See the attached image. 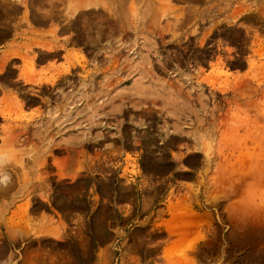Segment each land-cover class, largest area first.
<instances>
[{
	"label": "rangeland",
	"instance_id": "1",
	"mask_svg": "<svg viewBox=\"0 0 264 264\" xmlns=\"http://www.w3.org/2000/svg\"><path fill=\"white\" fill-rule=\"evenodd\" d=\"M76 2L0 0V264H264V0ZM127 174L201 187L206 230L125 186L147 223L104 238Z\"/></svg>",
	"mask_w": 264,
	"mask_h": 264
},
{
	"label": "crops",
	"instance_id": "2",
	"mask_svg": "<svg viewBox=\"0 0 264 264\" xmlns=\"http://www.w3.org/2000/svg\"><path fill=\"white\" fill-rule=\"evenodd\" d=\"M110 161V159H108L107 161H103V165L107 164V166L110 167ZM179 175L185 178L183 179L185 180V183L193 184L192 188L197 187V178L194 174L181 172ZM177 182L184 181L170 180L169 175L156 179L155 176L151 175L131 176L127 174L124 178H121V180H119V184L117 183L115 185H110L109 191L111 195L109 196V198L103 199L102 202H104L105 205L109 206L112 212L116 214V225L113 226L112 223H110L109 227H107V230H104V238H107L111 241L113 236L112 233H114V238L119 237L120 239L123 238V240H125L130 230L129 228L139 226L140 224L145 225V223H147L148 215H142L140 211L134 209L137 206L134 207V205L130 204L128 197L123 194V187L125 186H131L133 188V190L135 191L136 202L139 204L138 201H140V204L142 206L141 209L150 208L155 210V215L157 216L156 219L158 220L156 224H161L163 221H168L170 219V216L167 212V206L169 200L173 203V199L175 198L174 194H176L179 199L183 196L188 195L189 197H186L185 203L189 204L191 215L187 218L189 227L187 228V230H185L187 231L186 233L181 234V240L193 239L196 234V230L200 229L205 231L206 228L202 227V224L207 221V216L206 214H204V210L201 209L202 188H199L200 197L199 203H197V196L193 195V193L190 192L185 186L180 184L178 185ZM16 204L17 203H14L13 206L9 207V215L13 212V210L16 209ZM90 210L91 209H89L87 212L88 215H90ZM44 214H47V211L41 204L35 205L31 208V217L35 221H39ZM69 219H71L75 226H77V219H74L73 217H70ZM75 226H73L74 233L78 231L76 230ZM158 229L159 231H162L166 233L167 236H169L168 230L164 224H161ZM8 235L10 238V246H12V242L18 240L17 233L15 231L13 232L11 228ZM203 235L204 237H206L207 232H203ZM40 237L41 236L37 237L36 239H39ZM167 239L175 240L176 237H167ZM199 242H201V239H196L193 246H198ZM164 248L165 246L162 247L161 251H163ZM13 250H18V248L14 246ZM79 251L81 250H73L72 255H79Z\"/></svg>",
	"mask_w": 264,
	"mask_h": 264
},
{
	"label": "bare ground",
	"instance_id": "3",
	"mask_svg": "<svg viewBox=\"0 0 264 264\" xmlns=\"http://www.w3.org/2000/svg\"><path fill=\"white\" fill-rule=\"evenodd\" d=\"M91 0H77V4H76V7L77 8H85V7H87L88 5H89V2H90ZM120 1V0H119ZM93 2V1H92ZM146 25V24H145ZM146 100V99H145ZM2 113V112H1ZM3 116V115H2ZM21 125V124H20ZM5 129V128H4ZM23 130V129H22ZM6 133V132H5ZM19 133V132H18ZM7 134V133H6ZM20 134V133H19ZM9 136V135H8ZM0 158H2V157H0ZM1 160L2 159H0V162H1ZM35 162V161H34ZM36 166V165H35ZM5 179L4 178H2L1 179V187H0V198H1V196H2V193H5V192H8V190H10V187H11V185H6L5 183ZM8 184V183H7ZM11 228H12V226L9 224V229L7 228V230H8V233L7 234H9V231L11 230ZM12 230L14 231V229L12 228ZM7 232V231H6ZM9 237V236H8ZM8 239H10V238H8ZM9 243H10V240H9Z\"/></svg>",
	"mask_w": 264,
	"mask_h": 264
}]
</instances>
